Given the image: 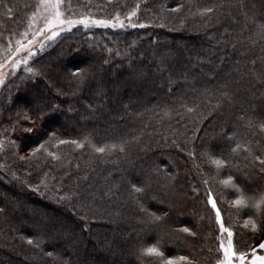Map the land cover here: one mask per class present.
Wrapping results in <instances>:
<instances>
[{"label": "trees", "instance_id": "trees-1", "mask_svg": "<svg viewBox=\"0 0 264 264\" xmlns=\"http://www.w3.org/2000/svg\"><path fill=\"white\" fill-rule=\"evenodd\" d=\"M37 3L0 0V63L30 37ZM64 4L74 18L135 8L136 27L75 26L1 85L0 264H142L140 246L157 242L187 257L181 264H216L222 234L209 195L250 256L264 215L237 212L220 180L264 190L253 160L264 155V0ZM106 144L124 150L95 151ZM221 153L231 164L218 173L209 156ZM132 183L150 187L140 195ZM249 214L255 234L243 227Z\"/></svg>", "mask_w": 264, "mask_h": 264}, {"label": "snow or ice", "instance_id": "snow-or-ice-1", "mask_svg": "<svg viewBox=\"0 0 264 264\" xmlns=\"http://www.w3.org/2000/svg\"><path fill=\"white\" fill-rule=\"evenodd\" d=\"M64 7V0H38V3L35 5V10L31 12L28 18V29H33L34 25H37L39 20L43 21L44 27H36L33 30V37L44 34L45 39H49L47 35V31H51L52 37L58 35L56 31L57 27L67 26V29L70 30L73 26L82 25L84 28H89L91 26H101L104 28H124L126 26V21L132 27H136V24L132 23L133 17L136 16V9H132L128 11L125 17L122 19L121 14L116 12L115 15H112L110 18H95L92 15H84L81 14L78 18H73L71 14L65 15V13L61 10ZM138 7V6H137ZM204 12H212V8H206L203 10ZM262 31H264V24L258 25ZM140 27H145L144 24H141ZM28 35L27 30L22 34V39H26ZM21 40L16 41L17 47L15 51H10L9 58L12 55H15L17 52L21 50L28 49V53L31 56L33 53L31 51L33 40H28L27 44L22 43ZM11 44V42H9ZM42 46V45H41ZM15 64V62H14ZM4 64L0 63V68H3ZM79 72V69H74V73ZM73 73V74H74ZM2 82V81H0ZM187 111H193L192 108H188ZM26 120L31 119V117L25 115ZM259 127L264 130V123H261ZM27 132L33 131L32 128L25 129ZM230 140L233 137H228ZM14 143V142H13ZM60 143H64L60 141ZM72 143L77 144L78 147H82L80 143L77 141H72ZM95 151L98 153H108L114 149L119 148L123 151L122 145L117 144H106L102 147H95ZM240 148V145L237 144L236 148L231 149L232 153H235ZM33 153L37 150L33 149ZM250 151V150H249ZM50 155L55 158L54 153H50ZM191 155V153H190ZM23 158V157H22ZM254 161H259L260 164V172L264 173V155H254ZM209 161L216 166L217 172L220 173L223 169L230 166L231 161L227 154L221 153L219 157L209 156ZM207 183V181H205ZM220 183L226 188L233 190L234 199L231 201V204L235 206L237 212H240L244 209H248L253 211L254 213L264 215V190L259 192L246 188L238 184L231 174L227 175L226 178L220 180ZM150 187L149 183H144L141 187H137L135 183L131 184V188L134 193L143 195ZM208 204L211 205V208L215 210V218L220 225V232L222 234H226V236L222 235L220 237L219 250L222 252V257L219 258L216 264H264V255H260L257 253L255 248H252L251 257L249 258L247 253L243 250L237 249L233 244V231L229 227H225L224 223L221 222V211L217 207V202L214 200L211 195L208 198ZM142 211L149 216V218L153 221L159 220L160 218L156 216L154 213H148L147 209L142 208ZM2 211V209H0ZM251 226V231L253 234L257 233L259 228V223L256 219L253 218L252 214L247 215V218L244 220L243 227L245 229ZM184 232H189L190 229L184 227L182 229ZM31 239H29V243H31ZM259 249H264V241H262L258 246ZM145 257H151L153 264H181V262H186L187 257L184 256H171L165 255V252L161 250L159 243L149 244L147 246L141 245L138 249L137 259L141 260L143 264V260Z\"/></svg>", "mask_w": 264, "mask_h": 264}, {"label": "rangeland", "instance_id": "rangeland-1", "mask_svg": "<svg viewBox=\"0 0 264 264\" xmlns=\"http://www.w3.org/2000/svg\"><path fill=\"white\" fill-rule=\"evenodd\" d=\"M64 6H65V4H64ZM61 10L65 13V15H67L64 7ZM127 24L128 23L126 21V25ZM76 26H82V25H76ZM36 27L43 28L44 27L43 21L39 20L37 22V25H34L33 29H31V30H35ZM73 27H75V26H73ZM91 27H98V26H91ZM99 27H101V26H99ZM102 28H104V27H102ZM108 28H111V27H108ZM116 29H123V28L118 27ZM46 31H47L48 37H50L49 39H45L44 34L33 37V34H32L33 31H32L30 34V37L24 41V44H27L28 40H33V45H32V49H31L33 54L31 56L28 53V49H24V50H21L20 52H17L15 55H12V57L10 59L2 62L4 64V67L0 68V81H2V82H0V88H1V85L4 83V80L6 79L7 75L10 72H12L14 69H17L19 66L25 65V63H27L32 56L37 54L38 51L43 50L46 46L49 45V43L51 41H54L57 38H59L61 36V34L64 33L65 31H68V29H67V26L57 27L56 31L58 32V35H56L55 37H52L51 31H48V30H46ZM14 62H15V64H14ZM222 235L226 236V234H222ZM262 241H264V234L258 239L257 243L254 246L257 253L260 255H264V249H259L257 246ZM248 257L250 258L251 255ZM246 264H247V262H246Z\"/></svg>", "mask_w": 264, "mask_h": 264}]
</instances>
